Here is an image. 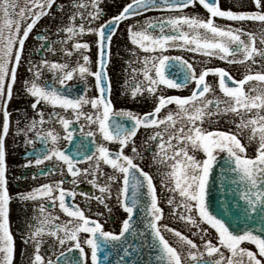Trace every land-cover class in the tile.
Wrapping results in <instances>:
<instances>
[{
  "label": "snow or ice",
  "instance_id": "6c2138e0",
  "mask_svg": "<svg viewBox=\"0 0 264 264\" xmlns=\"http://www.w3.org/2000/svg\"><path fill=\"white\" fill-rule=\"evenodd\" d=\"M54 2L55 0H25L24 5L20 6L19 0H0V264H14L15 254V240L9 228L8 206L11 198L6 177L5 141L10 131L8 104L13 98L18 67L24 60L26 41L41 17L50 14ZM251 3L254 10L233 11L222 10L218 0H131L118 14L95 28L92 22L102 16L99 0H71L68 7L73 11L68 15L67 23L56 30V35L64 34L63 39L50 41L46 48L42 44L41 48L55 55L52 45L60 44L62 57L71 58L74 53H81V56L75 60L74 66L68 62L49 61L47 58H42L38 64L29 61L28 71L32 73V78L25 80L23 85L25 95L32 100L30 107L34 113L23 130L25 142L34 145L39 141L43 145L36 152L34 162L30 160L25 167H30L33 163L39 167L46 162L55 161L51 168L42 169L40 175L46 176L59 171L61 176L59 180L41 184L19 195V199L24 201H47V205L40 203L34 209L38 213L31 218L34 223L29 222L26 235L21 237L26 245L31 242L33 248L29 264H62L64 251L59 252L55 260L51 257L45 259L41 255L45 238L53 241L49 248L53 253L56 246L63 247L69 243L78 249L80 259L74 264H86L82 245H87L90 249L91 264H99L98 255L101 252L105 253L104 259L107 261L106 249L117 244L123 245L125 234L132 230L134 209L142 206L145 196L150 201L145 209L147 216L151 217L147 227L151 229L156 242L159 264H264V234L257 233L255 229L240 232L230 230L227 222L212 213L205 203L206 184L209 171L216 160L215 153H226L224 178L237 198L234 206L248 220L253 219L258 211L264 214V87L248 91L244 87L253 81L264 85V71L245 74L236 81L224 68L205 67L197 73L193 63L183 57L164 54L169 49H177L208 58L215 57L228 64L255 62L257 56L264 61V31L257 34L216 23V19L220 18L231 22H259L264 25V0H251ZM197 5L206 10V18L185 12ZM64 7L61 5L60 10L63 11ZM150 10L181 13L127 27L130 43L146 54L138 61L142 64L139 72L143 76V82L131 88L130 94L135 99L138 94L147 91L156 99L155 106L152 111L143 115L124 110L115 112L110 99L111 85L107 74L112 37L121 22ZM166 28L169 31L166 32ZM157 29L158 34L154 35ZM89 34L96 36L98 48L95 71L89 67V56L82 54L89 49V44L79 40ZM242 37H247V40ZM36 39L43 42L47 37L45 34H38ZM257 41L260 48L256 46ZM69 42L71 50L64 47ZM238 55H242V60L236 59ZM172 61L179 63L183 72L182 79H172L165 75V66ZM42 69H47L52 74L51 81L42 79ZM209 75L219 78V91L227 100L208 99L207 94L214 91L206 82ZM77 76L81 80L88 76L94 77L97 95L89 97L87 89L78 96L68 94L65 91L66 83ZM226 81L234 86L229 87ZM189 84L193 87L187 96L155 95L160 86L182 89ZM222 104L224 107L221 112ZM45 105L52 109L47 113V119L42 109ZM168 105H175V111H167L161 117L162 110ZM85 106H90V111L85 112ZM57 109L65 113L70 110L76 122L83 118L89 126H96L102 142L96 144V133L88 131L85 135L93 137V150L89 151L81 141L76 144V150L72 154L63 151L59 147L61 137L55 127L44 128L45 124H59L65 133L63 139L69 142L73 140L74 129L70 130L73 120L61 115ZM228 113L240 117L239 123L235 125L238 130H250L249 144L256 143L254 157H248L247 146L238 138L239 132L233 134L230 131H208L202 127L205 118L211 119ZM244 114L249 118L245 119ZM116 116L127 118L132 122L131 126L118 123ZM141 127L157 129L147 139L159 141L155 145L152 163L165 166L161 187L181 198L176 205L183 209L180 219L202 233L201 245L165 226L164 230L172 232L181 242V250L178 251L161 234L157 222L162 220V210L158 206L153 177L136 162L137 159H143L134 141ZM17 131L19 134L21 130L18 128ZM29 133L33 134L32 138H29ZM105 142L117 144L118 150L110 151ZM128 149L131 155L127 154ZM198 152L204 154L203 160L197 159ZM101 162L113 170V174L107 175L103 185L98 184L96 179L98 175H106L100 168ZM81 164L88 166L81 168ZM81 175L92 176L89 183L93 188H98L101 195L87 199H95L100 204H104V194H110L113 181L120 185L118 200L128 218L123 220L118 234L104 231L102 225L86 216L78 205L66 203V197L74 199L76 193L63 187L65 176H70L71 183L75 185ZM145 186L147 191L143 193L140 189ZM129 190L131 198L128 196ZM57 203L59 210L69 218L67 221L60 222V216L53 215L48 210L49 205L55 209ZM168 203L176 204L175 196L169 197ZM193 213L199 217L200 223L215 230V243L212 239H204L208 235V229L200 227ZM82 234H86L83 239ZM245 243L254 245L255 251L243 247ZM129 247L123 248L124 255L117 264H124V256L130 255ZM71 250L72 248L68 249ZM63 264H67V261H63Z\"/></svg>",
  "mask_w": 264,
  "mask_h": 264
},
{
  "label": "flooded vegetation",
  "instance_id": "af4514ba",
  "mask_svg": "<svg viewBox=\"0 0 264 264\" xmlns=\"http://www.w3.org/2000/svg\"><path fill=\"white\" fill-rule=\"evenodd\" d=\"M71 0H55L53 8L50 10V14L44 17L37 22L36 26L30 33L26 45L25 53L28 59L24 62V70L20 72V78L17 79L14 85V94L13 98L8 104V112L10 113V131L6 137V177H7V188L10 196L9 202V228L15 240V254H14V264H29V258L33 252L31 242L25 244L22 240V235H26L28 230L29 222H33L31 218L38 213L34 211L37 209L40 203H45L47 201H24L19 199L21 193L30 191L31 189L40 186L44 183H50L55 180L61 179L59 171L54 172L53 174L42 176L40 172L42 169L51 168L52 164L55 161L49 163L46 162L45 165L39 167L35 166L34 163L30 167H25L29 161L35 160L36 152L43 148V145L37 141L34 145L27 144L25 142V136L23 130L25 125L33 118L34 113L30 107L32 102L31 98L25 95L23 91V85L25 80L32 78V73L28 71L29 61L38 64L42 58H47L49 61L56 60L58 62H68L74 66V62L81 56V53H74L71 58L62 57L59 49L61 48L60 44H53L52 47L55 50L56 54L52 52L45 51L41 48L43 44L46 48L50 41H56L63 39L64 34L56 35V30L58 27L63 26L67 23L68 15L73 11L69 8ZM88 2V0H85ZM131 0H99V7L102 9V16L96 21L92 22V26L99 28L100 24H103L105 21L109 20L112 16L119 13V11ZM222 10H233V11H250L254 10V5H252L251 0H218ZM64 5L63 11L60 10V6ZM90 10V9H89ZM188 14H195L201 17L206 18L207 13L201 6L197 5L195 8H188L185 10ZM179 12H169V11H158L150 10L141 15L132 17L127 21H123L119 24L117 31L112 37L110 44V58L108 59L107 64V74L110 80L111 85V94L110 99L112 101L113 110L115 112L131 111L137 115H143L152 111L155 106L156 99L153 94L145 91L143 94H138L134 99L130 92L131 88L135 87L137 83L143 82V76L140 74L139 69L142 67V64L138 61L146 55L135 46H133L129 39L127 33L128 25H143L145 21L155 22L161 18H167L169 16L179 15ZM85 16H87V11H85ZM216 23L231 28H239L241 31L254 32L259 34V32L264 31V25L259 22H231L222 20L220 18L216 19ZM158 29L155 34H158ZM169 31V29H165ZM38 34H45L47 39L45 41H40L36 39ZM242 39L247 40V37H242ZM81 42H87L89 44V49L82 54H86L90 58L89 67L92 71L96 70V65L98 61V48L96 45V36L95 35H85L79 38ZM257 48H260L259 42L257 41ZM69 50H71V42L67 45H64ZM41 52L42 54H38ZM135 53V54H133ZM165 55L170 57L181 56L184 60L189 63H193L194 68L197 73L205 67H221L229 72V75L233 77V80H240L245 74H255L256 72L264 71V61H261L257 56L255 57V62L246 61L244 63H234L228 64L226 61H221L215 57L208 58L204 57L201 54H194L190 52L180 51L177 49H169ZM237 60H242V55L236 57ZM82 62V60H81ZM137 71L134 72L133 70ZM42 79L51 81L52 74L47 69H42ZM165 75L172 79H182L183 72L179 63L172 61L167 63L164 69ZM154 75V73H153ZM219 78L213 75L206 77V82L209 83L214 89L213 92L207 94L208 99H220L222 101L227 100L223 96V93L219 91L218 87ZM229 87L234 86L230 81H226ZM193 85L189 84L182 89H166L163 86H160L156 97L159 95H170V96H187L190 94ZM245 91H248L252 88L264 87V85H258L257 82H249L245 86ZM87 89V95L93 97L97 95L95 89V79L94 77L88 76L84 80H81L78 76L71 81H68L65 86V91L71 96H78L84 94ZM254 94V93H252ZM224 105H221V112L223 111ZM175 105H168L166 109L162 110L160 116L166 114L167 111H175ZM42 109L45 111L47 119V113H50L52 109L50 106H42ZM61 115H64L66 118L73 120V124L70 126V130L74 129L73 140L71 142L63 139L65 133L62 127L59 124H45L44 128L48 129L55 127V130L59 133L61 139L59 140V147L68 154H72L76 150V144L83 141L87 145L88 150L92 149V140L93 137H86L88 131H93L96 133L94 139L96 144L102 142V138L99 135L96 126H89L83 118L76 122L75 118L72 116L71 111L67 113L62 110L57 109ZM85 112L90 111V106H85ZM213 111H215V106H213ZM244 118L248 119V115L244 114ZM118 123H122L125 126L130 127L131 121L127 118L120 116L115 117ZM240 117L235 116L231 113L221 114L214 116L211 119L205 118L202 127L208 131H225L231 132L233 134L240 133L238 138L241 139V142L247 146V155L248 157H254L256 143L252 142L249 144L248 137L251 134L250 130H238L236 124L239 123ZM19 121V124L17 123ZM0 125H2V118H0ZM81 126H83V131H81ZM18 128L21 130L18 134ZM157 129H145L141 127L137 131V135L134 138L135 144L138 147L140 155L143 159H137L138 165L146 172H148L153 177V182L156 187L157 197H158V206L162 210V220L158 221V226L161 228V234L167 239L171 246L177 248L178 251L181 250V242L179 239L172 233L164 230V227L174 229L179 231L182 235L192 239L198 245L202 244L201 232L197 231V228L191 224H188L186 221L180 219V213L183 209L177 207L176 205L180 202V197L178 194L169 192L166 188L161 187V180L164 178L162 174L165 172V166L153 164V155L156 152L155 145L159 141H149L148 136L154 134ZM29 138L33 137L32 133L28 134ZM106 143V146L110 151H117L118 145L114 143ZM127 154L131 155L130 149H128ZM216 161L226 157V153H215ZM196 157L199 160L205 158L202 152L196 153ZM214 162V163H215ZM213 163V165H214ZM87 164H81L79 167H87ZM101 170L106 174L105 176H97V183L103 185L107 180V175H112L113 170L104 165L103 162L100 164ZM66 172V169H65ZM35 176V178H34ZM142 179V178H141ZM72 178L70 176H65L63 187L66 190L74 191L76 193L75 198L66 197V203L78 205L84 212L85 215L91 219L97 220L103 227L104 231L113 232L118 234L122 226L124 219L128 218V214L123 210V207L118 200V189L120 187L115 181L111 183L110 194H104V204L98 203L95 199H87L91 196L101 195L98 191V188H93L89 181L92 180L91 175H81L77 178L75 185L71 183ZM81 193L85 195H81ZM131 193L129 190L128 194ZM175 196L176 204L169 205L168 198ZM106 205V207H105ZM175 208V214H173V209ZM48 210L52 212L53 215L60 216V222L67 221L69 218L66 217L58 207L52 209L51 206H48ZM196 220L199 222V217L195 216V213L192 214ZM151 217L145 215H137L135 218V227L134 230L125 234L123 238V245L117 244L116 246L106 249L108 254V259L105 264H117L120 260V257L123 256V248L129 247V253L133 250V244L139 245H152L155 244L154 239L152 238L151 229L147 227L148 222ZM200 227L203 229H208V235L204 239H212L215 243V230L211 229L207 224L200 223ZM196 233V235H193ZM86 237V234H82V239ZM45 243L41 248V255L45 259L51 257L53 260L56 259L57 255L61 251H67L69 248H74L72 245L66 244L63 247L56 246L55 253L49 251L50 246L53 244L51 238H45ZM85 250V261L86 264H91L90 262V249L87 245H82ZM243 247H246L252 251H255V246L245 243ZM186 250V249H185ZM131 254V253H130ZM227 255V252H225ZM70 258H76L79 261V257L74 255ZM259 258V257H258ZM124 264H133L132 258L130 255L124 256ZM140 264V261L139 263Z\"/></svg>",
  "mask_w": 264,
  "mask_h": 264
},
{
  "label": "water",
  "instance_id": "95a60500",
  "mask_svg": "<svg viewBox=\"0 0 264 264\" xmlns=\"http://www.w3.org/2000/svg\"><path fill=\"white\" fill-rule=\"evenodd\" d=\"M226 167V158L217 161L209 174L206 184L205 203L209 210L214 213L218 218H222L230 226V230L240 232L244 229H255L257 233L264 234V214L259 211L251 220L245 219L240 215L239 210L234 206L236 196L227 186L225 180L224 169ZM146 193L144 189L140 190ZM141 212L144 211L150 203L147 196L142 200ZM146 211V210H145ZM134 214L137 213L134 211ZM141 250V246L139 247ZM141 252L142 258L146 264H159L157 259L159 253L158 249L153 245L152 247L143 246ZM99 264H104L103 252L98 255Z\"/></svg>",
  "mask_w": 264,
  "mask_h": 264
},
{
  "label": "rangeland",
  "instance_id": "374dc122",
  "mask_svg": "<svg viewBox=\"0 0 264 264\" xmlns=\"http://www.w3.org/2000/svg\"><path fill=\"white\" fill-rule=\"evenodd\" d=\"M19 3H20V6H23V3L21 2V0H19ZM27 59H28V57L26 56V53H25V55H24V61L21 62L22 65L19 68V74H20L21 70H24V66L23 65H24V62H26Z\"/></svg>",
  "mask_w": 264,
  "mask_h": 264
}]
</instances>
